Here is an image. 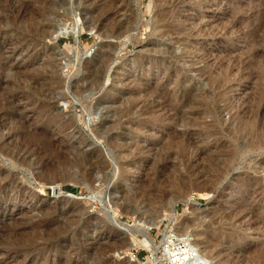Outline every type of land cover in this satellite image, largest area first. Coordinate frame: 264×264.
<instances>
[{"label": "rangeland", "instance_id": "1", "mask_svg": "<svg viewBox=\"0 0 264 264\" xmlns=\"http://www.w3.org/2000/svg\"><path fill=\"white\" fill-rule=\"evenodd\" d=\"M167 237L264 264V0H0V264Z\"/></svg>", "mask_w": 264, "mask_h": 264}, {"label": "bare ground", "instance_id": "2", "mask_svg": "<svg viewBox=\"0 0 264 264\" xmlns=\"http://www.w3.org/2000/svg\"><path fill=\"white\" fill-rule=\"evenodd\" d=\"M89 1V0H88ZM162 14V13H161ZM37 33V32H36ZM46 26L39 30V34L41 38H45L47 36ZM113 34V33H112ZM56 36V35H55ZM52 41H57V36L51 38ZM51 41V42H52ZM53 42V43H54ZM136 106V105H135ZM174 109V108H173ZM143 111V110H142ZM141 111V112H142ZM144 113V111L142 112ZM144 115V114H142ZM139 116V115H138ZM58 117V116H57ZM123 118V117H122ZM127 120V119H126ZM137 120V119H136ZM132 121V120H131ZM120 123V122H119ZM57 187H48L44 193H46L45 197L58 198ZM121 189V188H120ZM249 190V189H248ZM122 194V193H121ZM124 194V192H123ZM44 197V198H45ZM62 198V197H61ZM176 203V202H175ZM255 203V202H254ZM174 205V203H173ZM172 208V206H171ZM174 208V207H173ZM173 211V209H172ZM258 214V213H257ZM111 217V216H110ZM164 216L161 215L158 218L156 224H160L164 220ZM251 220V219H250ZM188 223V222H187ZM192 223V222H191ZM192 224L198 225V222H193ZM187 225V224H186ZM197 228V227H196ZM263 229V228H262ZM181 232L185 231V224L181 225ZM206 235V234H205ZM185 236V235H183ZM165 239V238H164ZM117 240V239H116ZM209 240V239H208ZM212 240V239H211ZM165 241V240H164ZM179 241V240H178ZM182 241V242H181ZM181 242L183 244L182 248H176V244L171 237H167L165 241V257L167 264H211L209 261V257L212 255L214 251V245L211 242L203 244L202 242H190L186 238L182 239ZM119 242V241H118ZM214 242V241H213ZM125 243V241H123ZM215 243V242H214ZM141 244V243H140ZM142 244L147 247V249L151 250V246L148 241L144 240ZM216 244V243H215ZM142 245V246H143ZM203 245V246H202ZM202 246V247H201ZM135 247V246H134ZM152 251V250H151ZM249 251V250H248ZM251 251V250H250ZM246 253V252H245ZM221 254V252H220ZM232 254V253H231ZM240 259V257H239ZM231 261V260H230ZM232 263V262H231ZM228 264V263H227Z\"/></svg>", "mask_w": 264, "mask_h": 264}, {"label": "trees", "instance_id": "3", "mask_svg": "<svg viewBox=\"0 0 264 264\" xmlns=\"http://www.w3.org/2000/svg\"><path fill=\"white\" fill-rule=\"evenodd\" d=\"M70 190V189H69ZM70 191H73V190H70Z\"/></svg>", "mask_w": 264, "mask_h": 264}]
</instances>
